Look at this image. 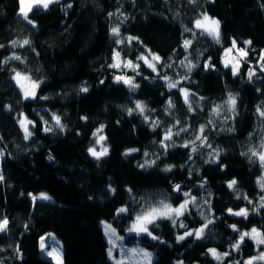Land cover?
Returning a JSON list of instances; mask_svg holds the SVG:
<instances>
[{
    "label": "trees",
    "instance_id": "trees-1",
    "mask_svg": "<svg viewBox=\"0 0 264 264\" xmlns=\"http://www.w3.org/2000/svg\"><path fill=\"white\" fill-rule=\"evenodd\" d=\"M19 11V0H0V220H8L7 230L0 232V264H52L39 250L46 232L60 241L63 264H112L103 221L127 242L139 239L155 249L151 264H174V259L243 264L254 253V243L245 237L239 249L232 245L253 227L264 234V167L258 157L249 159V149L264 151V117L257 112L264 110V0H57L47 9L33 7L28 13L32 24ZM200 12L221 22L220 43L194 28ZM117 26L120 44L111 34ZM25 39L30 44L20 46ZM186 39L192 41L187 49ZM233 39L247 50L237 75L221 63ZM146 49L161 58L157 72L138 59ZM114 51L139 65L130 72L138 87L113 81ZM14 55L21 59H11ZM189 61L195 65L191 72L185 66ZM205 62L213 67L206 69ZM250 70L255 73L251 80ZM14 72L41 81L35 99L22 97ZM169 82L177 86L169 89ZM182 88L189 92L192 111ZM229 93L236 96L234 112L226 105ZM137 101L145 105L143 114L136 110ZM217 105L220 111L214 113ZM21 113L35 122L28 140L18 123ZM53 114L61 118L63 131ZM153 122H158L155 127ZM100 125L109 154L98 161L87 149ZM45 126L53 131L45 132ZM168 129L172 138L162 144ZM197 136L206 137L204 144ZM130 148L139 151L123 155ZM216 152L218 162H209V153ZM145 160L156 163L140 168ZM169 165L171 171H164ZM232 179L238 183L229 189ZM39 192L53 200L33 201L29 193ZM192 197L195 203L176 225L159 219L148 225L151 236L126 234L137 215L160 201L177 207ZM120 207L128 211L118 213ZM229 208H246L248 216L230 215ZM207 220L213 223L203 238L177 242L178 235ZM208 249L229 255L216 260Z\"/></svg>",
    "mask_w": 264,
    "mask_h": 264
},
{
    "label": "snow or ice",
    "instance_id": "snow-or-ice-1",
    "mask_svg": "<svg viewBox=\"0 0 264 264\" xmlns=\"http://www.w3.org/2000/svg\"><path fill=\"white\" fill-rule=\"evenodd\" d=\"M20 2V15L23 16L24 20L28 21V23L32 24L34 23L33 21H31L29 19L28 13L30 11L33 10V7H43L44 9H47L49 7L50 4L56 3L57 0H19ZM68 7H71V5H69ZM109 15H112L111 13ZM220 27H221V22L214 18V17H210L206 12L201 13L200 18H197L194 21V28L195 29H199L201 30V34H206L208 36H211L216 43H220ZM186 31H192V29H185ZM111 34L115 37H117L116 39V43L120 44L123 43L122 40H120L119 34H120V29L119 26L117 27H113L111 29ZM195 35V33H194ZM129 42H131L132 40H138L137 37H128L127 38ZM13 46H15L17 44V41H12ZM30 44V41L25 39L22 41L20 46L23 45H28ZM192 44V41L189 39L184 40L183 46L185 49H187L190 45ZM245 45H249L251 44V41H244ZM0 47H3V45H0ZM237 50L239 56H232L231 53L233 52V50ZM225 57L223 59V64L224 66L230 67L232 69V73L233 75H237L239 72V67H240V61L243 59L247 58V51L244 48H237V42L235 39L232 40V46L231 48H226L225 50ZM149 55L151 56V60L148 59L147 56H140L138 57V59L143 60L145 64H147L148 67L152 68L153 71H156V64H158L161 60L160 56L155 54V53H151L149 51ZM119 56L120 53L119 52H114L113 55V60L114 63L109 65V67L111 68H119L121 66V63L119 62ZM11 59H16V60H20L21 58L19 56H13L11 57ZM187 59V57L185 58ZM210 59V58H209ZM262 60H264V55H262L261 57ZM183 64V61L181 62ZM125 67H131L133 68V70H135L136 68L139 67V65H134L132 63V61H127L124 64ZM188 68V71L191 72L192 68L195 67V65H193L190 61L187 65H185ZM210 67H213L210 63L205 62V68L208 69ZM262 70H264V65L261 66ZM254 71L250 70L249 74H248V78L249 80H251L254 76ZM187 77H181V79H186ZM12 79L16 82L17 86L20 88L21 92L23 93V98L24 99H35L36 95H37V89L39 88L41 81L39 80H33L30 76L27 75H23L20 72H15V75L12 77ZM163 79L165 81H169V78L167 76H164ZM115 80L117 83L119 82H123L124 84H127L130 89H134L136 87H138V85H135L132 81V78L129 77H125V76H116ZM27 81L28 83L25 84L24 82ZM101 83H103V81H101ZM168 88H175L177 86L176 83H172L169 82L168 83ZM81 92H87L88 88L87 87H81L80 89ZM182 95L184 96V100L185 103L189 105V111H192V106L189 103V92L187 89H180ZM41 99H47V97H41ZM201 99H204L203 97H201ZM226 105L228 106L230 111H235V106H236V96H234L233 94L229 93L228 94V99L226 101ZM8 107V106H6ZM168 107L171 108L173 107L172 101L169 100L168 101ZM221 105H217L214 109L213 112L214 113H218L220 111ZM136 110H138L141 114L144 113L145 110V105L143 104V102L141 101H137L136 102ZM133 111V109H128L129 114H131ZM257 112L259 113V115L261 117H264V110H261L260 108H257ZM22 118L19 119V124L20 127L23 129L24 132V139L28 140L32 135V131L29 129V125H32L33 127H35V122L32 120H29L26 116H23V114L21 113ZM41 119L43 120V117H41ZM81 119H87V117H81ZM52 120L55 121V126L57 128H59L61 131L64 130V125L61 123V118L56 115L53 114L52 115ZM145 120H147V117H145ZM158 122H153V127L156 126ZM179 123V122H177ZM44 124L47 125L48 122L44 121ZM104 129V125H100L99 128H97L93 133V137L96 138L95 140V144L96 145H100V150L98 151L96 149L95 146H90L87 151L88 153L95 158L96 160H100L102 157H105L109 154V148L108 146H106L103 142L106 141L107 137L104 135H100V133L103 132ZM204 126H201L200 131L203 132ZM45 132H51L53 131V129L51 127L45 126L43 129ZM186 129H181V131H185ZM179 133H177L178 135ZM172 130L168 129V131L165 133L164 139L161 141L162 144H164V141H168L171 140L172 138ZM197 140H199L201 142V144H204L206 137H202V136H197L196 137ZM193 145L195 144V141L191 142ZM184 147H188V144L186 143L185 145H183ZM165 147H167V145H165ZM261 148H264V143L261 144ZM139 151L138 149L135 148H130V149H126L125 152L123 153V155L128 156L134 152ZM193 151H196V148L193 147ZM249 151L252 153V156L249 157V159H251L252 157H258L261 166L264 167V151H260L257 152L254 149H249ZM148 153H145V156H147ZM211 160L209 162H218L219 159V152H216L215 155H213L212 153H209ZM242 155H246V153H242ZM49 159H51V157H49ZM156 163V161H149V160H145L143 164H140L139 167L140 168H146V167H151L152 165H154ZM221 167H223V165H221ZM172 166H166L164 171H171ZM3 177L0 176V180H2ZM261 179H264V177H262ZM237 180L232 179L230 181H228V188L229 189H234L235 186L237 185ZM203 187V185H201ZM261 187L264 188V183H261ZM174 190L175 191H179L180 190V185H175L174 186ZM110 191H115V189H112L110 187ZM29 195L31 196L32 200L35 201L37 199H43V200H49L51 199L47 194L45 193H40L39 197L37 196H33L31 193H29ZM185 197L189 196V193H184ZM245 199H247V197H245ZM262 202H264V197H261ZM195 203V197H192V200L189 201L188 199H185L183 201V203H181L179 206L177 207H173L171 204L165 203L164 201H160L159 205H155L152 206L146 210H144L141 214L137 215L132 226L129 228V232H134L137 235L141 234V233H147L149 236L152 235L151 232H149L148 229V225L155 223L157 220L159 219H168L171 220L173 225L177 224L178 218L183 216L185 211L187 210V207L189 205V203ZM207 203V201H206ZM249 203H251V201H249ZM262 206H264V203H262ZM120 213L126 212L128 211L127 208H120L117 210ZM227 212L230 215H234V216H242L247 218L248 216V210L246 208H241L239 211H233V209L229 208L227 209ZM213 221L212 220H207L206 223L201 226L200 228L194 229L192 231H185L183 235H178L176 237L177 242L179 241H183L185 239V237L188 236H195L197 239H201L204 237L205 234V229L208 228V225L212 224ZM7 225H8V220L5 218L3 220H0V232L6 231L7 230ZM182 228H185L186 226L183 223H180L179 225ZM230 227L233 229V231H237V227L235 224L230 225ZM115 233V229H113L111 227V225L106 224L105 223V234L109 236V243L112 245V247H115V243L112 240L111 236L114 235ZM245 237H249L253 240H255L258 244H264V234H262L257 228L253 227L251 229V231L249 232H243L240 234V239L236 242V244L232 245L233 248L235 249H239L242 242L244 241ZM153 239H158V237H153ZM41 243H40V247L43 250L45 248V237H41L40 238ZM112 247H110L108 249V255L111 258L112 257ZM17 251H19V249H17ZM136 249H130L129 252H136ZM140 252L142 253L143 259L146 260L148 262V264H151V260H152V254L149 252H146L144 250H140ZM208 252L216 259V260H222L224 256L229 255V253H223V254H219L217 253L216 249H208ZM48 255L53 257V259L56 261V264H63V260H62V256L61 253L57 250H53L52 252H48ZM264 260V252H262L259 257H252L250 258L248 261L245 262V264H253L254 260ZM116 264H122V261H116ZM182 264V262H181Z\"/></svg>",
    "mask_w": 264,
    "mask_h": 264
},
{
    "label": "rangeland",
    "instance_id": "rangeland-1",
    "mask_svg": "<svg viewBox=\"0 0 264 264\" xmlns=\"http://www.w3.org/2000/svg\"><path fill=\"white\" fill-rule=\"evenodd\" d=\"M42 7V6H41ZM19 13H20V11H19ZM201 13H204V12H200L199 14H198V16L195 18V20L197 19V18H200V16H201ZM209 15V14H208ZM210 16V15H209ZM210 17H212V16H210ZM215 18V17H214ZM194 20V21H195ZM193 26H194V22H193ZM237 42V41H236ZM231 46H232V42H231V45L228 47V48H231ZM237 48H244L245 50H246V46H244V47H242V46H240V45H238V42H237ZM149 49H146L144 52H142L141 54H140V56H147L148 57V59L149 60H151V56L149 55ZM247 51V50H246ZM114 52H118V51H114ZM151 53H155V52H153V51H150ZM155 54H157V53H155ZM114 55V54H113ZM158 55V54H157ZM231 55L232 56H239V54H238V52H237V50H233V52L231 53ZM224 57H225V51H224V53H223V55H222V57H221V63L223 64V59H224ZM127 61H131V60H129L128 58H122L121 57V54H120V56H119V62L121 63V66L119 67V68H114L115 70H116V73H114V75H113V81L115 82V83H117L116 82V80H115V77L116 76H125V77H129V78H132V81H133V78H134V75L133 74H131L130 72H133V68H131V67H125L124 66V64H125V62H127ZM143 61V60H142ZM243 60H241L240 61V65H241V62H242ZM144 62V61H143ZM114 63V60H113V58H112V64ZM133 63V62H132ZM134 64V63H133ZM135 65V64H134ZM224 65V64H223ZM150 68V67H149ZM230 68H231V66H230ZM150 69H152V68H150ZM232 70V69H231ZM158 71V68H157V64H156V71H154V72H157ZM23 75H26V74H24V73H22ZM15 75V72L13 73V75H12V77ZM28 76V75H27ZM14 83L16 84V82L14 81ZM25 84H27L28 82L27 81H25L24 82ZM119 83H122V84H124L123 82H119ZM134 83V82H133ZM135 85H136V83H134ZM124 85H126V86H128L127 84H124ZM16 86H17V84H16ZM18 87V86H17ZM129 87V86H128ZM130 88V87H129ZM18 89L20 90V88L18 87ZM20 92H21V90H20ZM21 94H22V97H23V93L21 92ZM23 116H25L24 114H23ZM22 118V116H20V118L19 119H21ZM19 121V120H18ZM19 123V122H18ZM19 126H20V124H19ZM21 128V127H20ZM21 130L23 131V129L21 128ZM24 133V132H23ZM100 135H102L101 133H100ZM95 140H96V138L95 137H93L92 138V140H91V142H90V144H89V147L90 146H95L96 147V149L99 151L100 150V145H96L95 144ZM104 144H105V142H103ZM107 146V145H106ZM2 156H3V151L1 150V148H0V160L2 159ZM264 175V174H263ZM40 193H45V194H47L51 199H49V200H43V199H38V200H42V201H52L53 200V198L48 194V193H46V192H39L36 196L37 197H39V195H40ZM180 205V204H179ZM178 205V206H179ZM120 208H123V207H120ZM120 208H118V209H120ZM118 212V211H117ZM118 213H120V212H118ZM135 220V219H134ZM134 220L133 221H131L130 222V224H129V227L127 228V230H126V234H136V233H134V232H129L128 230H129V228L132 226V224H133V222H134ZM105 223L106 224H109V225H111L109 222H105V221H103L102 223H101V227H102V231H103V235H104V238H105V240H106V242H107V256H108V259L111 261V263L112 264H116V261H122V264H148V262L146 261V260H144L143 259V256H142V253L140 252V250L142 249V250H144V251H146V252H149V253H151L152 254V260H151V263H152V261L154 260V258L156 257V255H157V252H156V250L155 249H150V248H147V247H145L144 246V244H142L141 243V241L139 240V239H135V241L133 242H127L126 241V236L124 235V234H119L116 230H115V233H114V235H112L111 236V238H112V240L114 241V243H115V247H112V245L109 243V236L108 235H106L105 234ZM111 227H112V225H111ZM113 228V227H112ZM114 229V228H113ZM252 229V228H251ZM251 229L250 230H248V231H246V232H249V231H251ZM259 230V229H258ZM141 234H147V233H141ZM141 234H139V235H141ZM137 235V234H136ZM41 237H45V248L42 250L41 249V247H40V243H41V240H39V250H40V255L42 256V257H45V258H47V259H49L51 262H52V264H56V261L53 259V257H51V256H49L48 255V252H52L54 249L55 250H57V251H59L60 253H61V256H62V245H61V243H60V241L57 239V237L53 234V233H51V232H46V233H44ZM40 237V238H41ZM240 239V238H239ZM251 239V238H250ZM252 240V242L254 243V246H255V251H254V253L252 254V255H250V256H248V257H245L243 260H242V263L243 264H245V262L246 261H248L250 258H252V257H259V255L262 253V252H264V244H258L255 240H253V239H251ZM110 247H112V257L110 258L109 257V255H108V249L110 248ZM130 249H136L137 251L136 252H129V250ZM181 262H182V264H185L181 259H174V264H181ZM256 262H264V260H260V259H257V260H254L253 261V263H256Z\"/></svg>",
    "mask_w": 264,
    "mask_h": 264
}]
</instances>
